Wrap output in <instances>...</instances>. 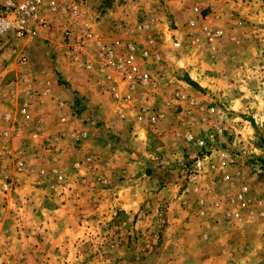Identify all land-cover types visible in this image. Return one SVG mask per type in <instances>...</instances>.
I'll use <instances>...</instances> for the list:
<instances>
[{
  "label": "rangeland",
  "instance_id": "1",
  "mask_svg": "<svg viewBox=\"0 0 264 264\" xmlns=\"http://www.w3.org/2000/svg\"><path fill=\"white\" fill-rule=\"evenodd\" d=\"M56 1L67 8L85 3L72 27L78 36L90 31L108 43L159 52L153 71L172 76L169 83L194 72L193 135L208 146L191 158L174 149L171 136L129 141L124 157L105 171L95 167L97 174L87 169L85 152L62 162L58 109L37 107L25 115L16 108L37 73L48 70L45 82L56 84L59 61L66 69L62 84L97 81L85 69L92 48L71 56L67 15L50 17L49 29L34 40H0V118L7 125L0 127V147L15 150L10 163L18 166L8 178L0 172V264H264V255L251 253L264 251V0ZM214 2L218 11L210 9ZM207 28L223 34L214 38ZM177 40L181 48L173 46ZM238 69L255 72L249 92L232 86ZM207 96L216 102L207 103ZM74 105L76 120H93L84 97L77 95ZM15 125L30 158L17 157ZM147 151L156 154L155 167L146 164ZM201 151L208 158L195 171ZM95 152L111 161L107 151ZM101 189L115 191L112 206L100 204Z\"/></svg>",
  "mask_w": 264,
  "mask_h": 264
},
{
  "label": "crops",
  "instance_id": "2",
  "mask_svg": "<svg viewBox=\"0 0 264 264\" xmlns=\"http://www.w3.org/2000/svg\"><path fill=\"white\" fill-rule=\"evenodd\" d=\"M217 4V2L210 3V9L212 11H218ZM5 38L7 37H2L0 40ZM222 40H219L218 43H221ZM71 60L75 63L78 61V59L75 60V58L72 57ZM89 60L92 65L97 63L90 57ZM81 62L84 63L83 61ZM93 67L92 69H85L91 75L98 74L99 77L96 78L98 82L93 77L90 79L95 81L88 82L85 85L78 83L74 79L69 85L62 84L61 77L66 78L64 75L66 74V69L61 61L58 63V81L56 84L52 85L50 83V85H48L45 79L50 73L46 69L42 70V72L37 73V75L33 77L34 81L25 89V98L19 107L16 108L17 112H20L25 105L28 109L37 107L46 109L47 107L50 108V106L58 109V148H62L63 150L61 154L62 162L66 161V163H68V161L73 162L78 160L81 154L85 152V160L88 163L87 169L95 174L101 173L100 170L105 171L107 165H115L118 159L124 157L123 150L124 148L127 149L126 145H128L129 141L136 142L141 138L149 139L154 137L163 139L165 136H171L175 140L174 149L182 148L185 150V154H190L191 158L195 157L198 145L196 142H192L186 137V133H196L195 128H193L196 125V118L191 114V108L194 110L195 105H197V99L195 98V100L190 96L192 92L191 88H193L190 82H193L192 80H196L197 78L194 72H188V80L181 75L175 76V79L177 78L176 83L178 82L175 84L169 83L167 80L168 78H173L172 76L164 74L163 77H161L154 70L153 79L148 85L130 88L119 72L100 64ZM245 72L246 71L243 69H238L235 76V83L232 86L234 89H245L249 92V79L254 77L255 72L253 70L249 74ZM198 76V85L202 86L201 83L204 79L201 73L198 74ZM245 78H247V80H245ZM173 81L174 80H172V82ZM216 88L218 89L219 87ZM204 91L205 90H203V92ZM77 95L84 97L87 105L90 107L89 109L91 110L93 120L89 123H85V120H76L72 113L73 110L71 105L74 103ZM189 99L195 101L194 105L189 102ZM215 102L216 101L207 96V103L212 104ZM62 103L65 104L61 105ZM202 107H204V105H202ZM217 108H219V106L214 107V110ZM144 111H148L149 113L145 114ZM152 113H157L158 115V119L155 123H152L149 118ZM22 119L21 117V121ZM99 120H102L103 123L101 127L98 126ZM202 120H204V122L208 121L204 115ZM3 124L6 125L5 121L0 118V127L3 126ZM11 131L14 135V139L19 140L18 138L21 133L16 132V125L13 126ZM16 135H19V137L16 138ZM114 141L118 142L115 144ZM17 142L16 147L20 148L19 150L21 151V153H17V157L22 155L25 156L26 154L21 147L24 145L26 147L28 142H25L23 145L21 138ZM29 142H31V140H29ZM112 145L116 147L113 148ZM29 148L31 150V145ZM94 151L100 152L99 155L101 152L107 151L109 157H111V161H106L103 157L100 158L98 155H93ZM13 153H16L14 149L11 151L6 147H0V172H2L4 178H8L11 173L14 174L15 170L18 168L14 158L12 164L10 163L11 157L9 156ZM144 154L147 158L146 164L149 166L153 163L155 167V161L157 160L156 154L149 151ZM30 155L31 154L26 156L30 158ZM4 158L6 160L3 162L2 159L4 160ZM22 164L24 163L22 162ZM127 166L131 167V165ZM95 167L100 168V170L95 172ZM125 170L126 165L124 169H121L122 173H125ZM106 172L110 174V171ZM3 180L4 179L0 181L1 185ZM103 180V183L109 181L108 177ZM100 191L102 192L101 194H103L102 196H104L103 198L101 197L100 200L98 199L100 204L102 202V205L111 204L112 206L113 200L112 202L110 201L115 191L111 189H101ZM101 194H95L94 196L97 199ZM106 196H110V203L105 200ZM251 253L264 255V251H257V248L253 249Z\"/></svg>",
  "mask_w": 264,
  "mask_h": 264
},
{
  "label": "built area",
  "instance_id": "3",
  "mask_svg": "<svg viewBox=\"0 0 264 264\" xmlns=\"http://www.w3.org/2000/svg\"><path fill=\"white\" fill-rule=\"evenodd\" d=\"M85 3L83 1L71 3L69 8L60 5L56 0H0V38L13 36L20 40H34L41 32L49 29L51 25L50 17L55 15H67L70 21L66 34L69 36L70 48L73 49L72 54L80 53L86 48H92V59L104 67L111 68L119 72L123 80L130 88L148 85L153 79L154 66L161 62V55L145 45L141 46L133 42H124L122 40H114L110 43L101 40L92 32L88 31L82 35H76L77 30L72 27L77 26V19L83 12ZM70 9V12H68ZM194 27L196 20L191 22ZM71 27V28H70ZM206 32L213 35L214 38L223 34L222 30ZM175 48H181L180 41H174ZM92 64L88 60L86 69H92ZM194 105L195 101L189 99ZM62 103L61 105H64ZM76 105H72L74 109ZM25 105L21 110V114L27 113ZM148 114V111H144ZM8 118H10L8 116ZM152 123L158 119L157 113L149 116ZM190 141L196 142L200 150H207L208 142L206 139L198 138L193 134H188ZM207 151H201L197 156L195 163V171H201L203 161L208 158ZM8 188V187H7Z\"/></svg>",
  "mask_w": 264,
  "mask_h": 264
}]
</instances>
